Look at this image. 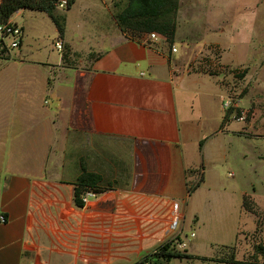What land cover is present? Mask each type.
Masks as SVG:
<instances>
[{"label":"crops","instance_id":"1","mask_svg":"<svg viewBox=\"0 0 264 264\" xmlns=\"http://www.w3.org/2000/svg\"><path fill=\"white\" fill-rule=\"evenodd\" d=\"M94 1L90 42L83 43L82 16L76 44L64 24L66 62L59 51L57 64L29 63L47 71L41 102L31 107L26 89L34 83L20 80L15 107L0 114V264H136L175 239L171 204L185 203L198 153L204 159L207 137L193 93L209 97L198 89L207 76L177 75L179 57L165 40L145 45L143 35L121 34L110 26L108 3ZM254 47L260 55L264 41ZM246 70L260 85L264 58ZM229 121L214 138L248 135L249 124L229 130ZM84 173L99 181L94 197L76 207L73 191ZM238 212L245 213L241 203Z\"/></svg>","mask_w":264,"mask_h":264},{"label":"rangeland","instance_id":"2","mask_svg":"<svg viewBox=\"0 0 264 264\" xmlns=\"http://www.w3.org/2000/svg\"><path fill=\"white\" fill-rule=\"evenodd\" d=\"M61 1L65 0L54 4L53 14L65 17L66 37L77 43L78 24L85 16L83 43L90 42L91 22L98 23L94 22L93 13L97 12L96 1L75 0L67 12L65 6L57 7ZM101 1L109 5L111 28L124 35L132 34L121 30L115 21L126 0ZM10 20L22 27L23 38L19 55L15 51L9 59H0V114L5 117L21 94L14 84L17 81L34 83L33 88L26 89V95L32 97V108L41 102L38 87L47 71L29 63L57 64L60 56L54 47L59 41L55 28L44 13L20 10ZM175 20L177 39L173 45L175 57H179L175 73L207 76L200 78L205 84L198 89L209 97L193 93L194 108L201 113L207 137L203 141L204 159L198 153L199 167L193 179L197 181L200 173L204 184L189 194L185 203L179 202L180 213L184 214L179 225L180 237L185 248H179L177 241L174 244L176 251L184 250L194 257L171 259L167 264H222L217 262L229 260L237 264H264V259L254 253L256 245H264V118L259 115H264V80L255 87L245 78L247 66L252 69L253 62L264 58V50L259 55L252 54L251 49L264 41V0H178ZM18 59L26 63L18 64ZM190 87L191 93L195 89L194 85ZM228 99L233 110L223 107ZM240 99L242 108L236 106ZM227 111L231 113L223 124L230 120L229 130L249 124L247 136L225 134L214 138ZM239 112L244 115L242 121L236 120L235 114ZM239 192L246 193L245 203L252 208L253 215L238 212L242 202L236 194Z\"/></svg>","mask_w":264,"mask_h":264},{"label":"trees","instance_id":"3","mask_svg":"<svg viewBox=\"0 0 264 264\" xmlns=\"http://www.w3.org/2000/svg\"><path fill=\"white\" fill-rule=\"evenodd\" d=\"M57 0H0V23L7 21L10 16L19 10H30L44 13L55 28L57 38L60 40L63 35L64 18H58L53 14L54 4ZM75 0H65V10L67 11L73 5ZM178 0H126L125 6L116 15L115 21L121 30H129L132 34L127 36H141L148 33H157L165 39L168 47L173 44L174 34L176 30V12ZM67 50L62 53V60L67 61ZM231 113H224L220 126L223 125L225 118ZM219 126V127H220ZM202 142L198 144L200 152ZM99 178L94 174L84 173L76 180V186L73 191V203L76 207H81L79 201L80 195L87 190L95 193L94 185L97 184ZM202 182L200 175L198 181L187 185V195L191 194L199 187ZM247 196L242 198L241 208L245 213L254 214V211L245 203ZM249 198V197H248ZM264 218V216H263ZM175 241H179L177 237L173 241L158 246L151 254L144 256L136 264H167L171 259L190 260L193 257L174 249ZM254 253L264 259V245H256ZM204 260V259H202ZM225 264H237L234 260L219 261Z\"/></svg>","mask_w":264,"mask_h":264},{"label":"built area","instance_id":"4","mask_svg":"<svg viewBox=\"0 0 264 264\" xmlns=\"http://www.w3.org/2000/svg\"><path fill=\"white\" fill-rule=\"evenodd\" d=\"M64 6H65V1H61L57 7L63 8ZM22 38H23L22 27L18 25L16 22L10 20L9 18L7 21L0 23V59H9L10 56L15 51H18L22 44ZM161 40H165V39L157 33L144 34L142 37V42L145 45H154ZM54 47L59 52L62 47L60 41H56L54 43ZM175 51L176 50L174 49V47L172 46L169 47L170 53H175ZM230 102L231 101L228 99L226 102L223 103V107L225 109L230 108L231 110H233V106ZM235 115L237 121L243 120L244 115L242 112L236 113ZM231 118L234 119V116ZM92 197H94V193L90 190H87L80 195L79 201L83 206ZM181 221H182V216L179 210V202H174L171 204L169 222H170V230L176 233L175 239L177 237L178 238L180 237L181 231L179 225ZM4 222H5L4 217L0 215V223H4ZM189 237L192 238L193 234L191 233ZM176 243L179 248H185V245L182 242L181 238H179V241H177Z\"/></svg>","mask_w":264,"mask_h":264}]
</instances>
